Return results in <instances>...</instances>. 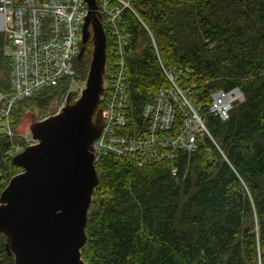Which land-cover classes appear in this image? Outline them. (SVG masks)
I'll use <instances>...</instances> for the list:
<instances>
[{"label":"trees","instance_id":"16d2710c","mask_svg":"<svg viewBox=\"0 0 264 264\" xmlns=\"http://www.w3.org/2000/svg\"><path fill=\"white\" fill-rule=\"evenodd\" d=\"M120 26L130 110H141L180 71L208 134L172 160L137 166L106 155L85 224L84 264H264V0H128ZM0 32V92L10 87L11 60ZM81 46V45H80ZM92 41L73 61L84 80ZM69 77L13 104L12 135L0 134V192L21 168L9 151L27 144L15 128L20 116H48L52 105L75 100ZM192 84V85H190ZM242 92L221 120L208 112L211 93ZM101 101L98 104L100 108ZM175 171L172 172V169ZM0 233V264H15Z\"/></svg>","mask_w":264,"mask_h":264},{"label":"built area","instance_id":"2783aa9c","mask_svg":"<svg viewBox=\"0 0 264 264\" xmlns=\"http://www.w3.org/2000/svg\"><path fill=\"white\" fill-rule=\"evenodd\" d=\"M95 4L105 37V61L100 95L103 123L92 144L94 166L106 155L142 166L172 160L177 150L191 152L197 135L208 132L187 85H181L180 71L163 69L167 84L143 106L142 123L137 126L126 78L125 49L130 35L119 23L124 8L133 10L128 0H95ZM87 11L86 0H0V32L8 41L4 54L11 60L9 90L0 92V134L12 135L9 113L18 100L55 85L62 77L70 78V88L74 85L72 59L82 45ZM241 95L238 87L211 93L208 112L226 119ZM32 142L30 138L26 144ZM20 150L15 146L10 155Z\"/></svg>","mask_w":264,"mask_h":264},{"label":"water","instance_id":"95a60500","mask_svg":"<svg viewBox=\"0 0 264 264\" xmlns=\"http://www.w3.org/2000/svg\"><path fill=\"white\" fill-rule=\"evenodd\" d=\"M86 2L76 54L80 59L90 38L84 86L74 101L65 100L55 113L31 124L34 142L12 156L21 171L0 192V233L15 264H84L80 250L97 183L92 144L103 123L98 104L105 61L95 0Z\"/></svg>","mask_w":264,"mask_h":264},{"label":"rangeland","instance_id":"374dc122","mask_svg":"<svg viewBox=\"0 0 264 264\" xmlns=\"http://www.w3.org/2000/svg\"><path fill=\"white\" fill-rule=\"evenodd\" d=\"M88 29L90 30L91 27L90 25L88 26ZM73 61H74V58L72 59V64H73ZM74 80V79H73ZM84 86V82L81 81V82H76L74 80V85L70 88L69 87V91L70 92H73V93H76V95L78 96L80 90L83 88ZM77 96L75 98H77ZM65 102V99L62 100V102L59 103V106L57 105H52L51 106V111H57L58 108L63 105V103ZM54 112V113H55ZM37 117H36V112L35 111H29L27 110L26 112H24L21 116H20V119H19V123L18 125L16 126L15 128V132L17 135L21 136L24 138V141L25 143H27V140L30 142V138H31V135H30V126L32 123H34L35 121H37ZM1 122H0V128H1ZM11 131V130H10ZM12 132V131H11ZM15 146H13L11 148V150L9 151V154L11 151H13ZM15 154V153H14ZM13 155V154H12Z\"/></svg>","mask_w":264,"mask_h":264},{"label":"bare ground","instance_id":"6f19581e","mask_svg":"<svg viewBox=\"0 0 264 264\" xmlns=\"http://www.w3.org/2000/svg\"><path fill=\"white\" fill-rule=\"evenodd\" d=\"M120 23V22H119ZM124 30V29H123Z\"/></svg>","mask_w":264,"mask_h":264},{"label":"flooded vegetation","instance_id":"af4514ba","mask_svg":"<svg viewBox=\"0 0 264 264\" xmlns=\"http://www.w3.org/2000/svg\"><path fill=\"white\" fill-rule=\"evenodd\" d=\"M90 39V38H89ZM91 40V39H90Z\"/></svg>","mask_w":264,"mask_h":264}]
</instances>
